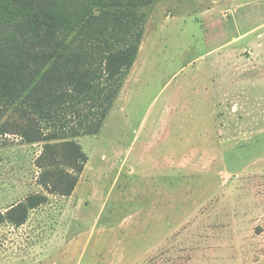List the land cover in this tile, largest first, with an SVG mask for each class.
Returning <instances> with one entry per match:
<instances>
[{
    "label": "rangeland",
    "instance_id": "rangeland-1",
    "mask_svg": "<svg viewBox=\"0 0 264 264\" xmlns=\"http://www.w3.org/2000/svg\"><path fill=\"white\" fill-rule=\"evenodd\" d=\"M138 11L122 93L99 135L73 140L82 173L71 146L41 162L69 177L41 175L43 144L0 111V264H264V0Z\"/></svg>",
    "mask_w": 264,
    "mask_h": 264
},
{
    "label": "trees",
    "instance_id": "trees-1",
    "mask_svg": "<svg viewBox=\"0 0 264 264\" xmlns=\"http://www.w3.org/2000/svg\"><path fill=\"white\" fill-rule=\"evenodd\" d=\"M158 1L0 0V111L19 115L12 134L23 144H43L41 175L55 169L69 177L41 162L71 146L73 170L83 172L89 159L73 140L101 133L146 33L147 16L138 9ZM5 127L0 134H8ZM41 185L65 196L75 187ZM26 221L25 213L18 222Z\"/></svg>",
    "mask_w": 264,
    "mask_h": 264
}]
</instances>
